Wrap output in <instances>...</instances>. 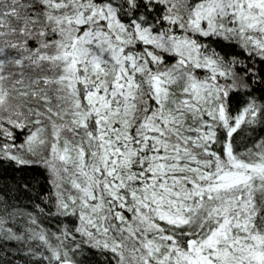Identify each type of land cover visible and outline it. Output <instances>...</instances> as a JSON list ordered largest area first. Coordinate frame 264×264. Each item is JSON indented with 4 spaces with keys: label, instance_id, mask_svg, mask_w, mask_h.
Segmentation results:
<instances>
[{
    "label": "snow or ice",
    "instance_id": "1",
    "mask_svg": "<svg viewBox=\"0 0 264 264\" xmlns=\"http://www.w3.org/2000/svg\"><path fill=\"white\" fill-rule=\"evenodd\" d=\"M0 264H264V0H0Z\"/></svg>",
    "mask_w": 264,
    "mask_h": 264
}]
</instances>
